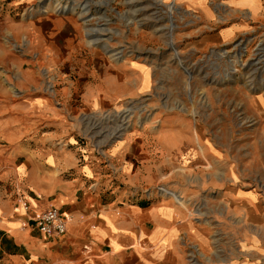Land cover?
<instances>
[{
    "label": "rangeland",
    "instance_id": "374dc122",
    "mask_svg": "<svg viewBox=\"0 0 264 264\" xmlns=\"http://www.w3.org/2000/svg\"><path fill=\"white\" fill-rule=\"evenodd\" d=\"M238 1L0 0V47L6 50L1 54L0 48V89L7 87L9 94L0 92V264H32L13 253L17 248L7 237L24 229L39 230L35 216L18 217L15 212L27 196L22 184L26 155L52 144L70 146L69 139L38 141L45 131L54 134V124L38 125L42 118L36 114L28 118L33 122L19 124L20 110L11 106L39 94L60 105L55 69L41 63L37 85L20 83L27 68L23 59L37 58V53L32 51L31 38L20 35L18 27L21 22L51 17L76 23L87 54L147 66L144 83L149 88L110 110L85 108L79 97H72L76 109L68 111V121L79 143L89 145L105 165L110 140L129 130L146 128L156 133L165 120L190 122L200 152L198 163L179 167L178 173L156 184L173 191L179 201L187 199L183 206L190 211V220L207 238L206 249L189 239V264H238L248 259L264 264L260 253L264 250V60L254 55L264 46V9L257 16L235 4ZM251 1L264 6V0ZM97 28L102 35L91 34ZM99 37L102 41L94 44L92 40ZM130 107L133 111L126 116ZM124 117L129 119L126 128L106 138L109 131L122 127ZM106 167L116 171L111 164ZM169 177L178 188L169 187L167 181L173 182ZM177 189L184 191L185 198ZM244 207L251 208V214Z\"/></svg>",
    "mask_w": 264,
    "mask_h": 264
},
{
    "label": "crops",
    "instance_id": "0c3cea01",
    "mask_svg": "<svg viewBox=\"0 0 264 264\" xmlns=\"http://www.w3.org/2000/svg\"><path fill=\"white\" fill-rule=\"evenodd\" d=\"M256 2L239 0L235 4L258 16L264 6ZM204 13L211 16L208 9ZM20 24L18 33L31 38L32 51L37 53V58L23 59L27 68L21 75V86L37 85L41 63L55 69L60 105L42 94L8 104L20 110L19 124L33 122L28 119L33 114L42 118L38 125L54 124V134L45 131L38 141L69 139L70 146L52 144L26 155L22 184L27 192L23 205L28 209L19 212L20 207H15L18 217H36L51 206L58 207L65 217V233L47 235L36 223L41 233L24 229L18 236L7 234L17 248L13 253L32 264H189V239L203 249L208 243L183 206L187 199L174 197L177 203L145 192L153 191L179 167L198 163L200 152L194 145L190 122L165 120L156 133L146 128L129 130L110 140L109 163L103 165L89 145L79 143L76 129L68 121V111L76 109L72 97H79L85 108L110 110L149 88L144 83L147 66L133 60L113 63L95 52L87 54L77 36L78 27L70 19L51 17ZM0 48L1 54H6L5 48ZM6 89L0 92L8 94ZM110 164L116 168L113 173L106 167ZM169 179L173 180L167 181L169 187L178 185L173 177ZM178 191L185 198L184 191ZM228 200L235 206L232 199ZM250 209L244 207V212L251 214ZM238 264L253 263L248 259Z\"/></svg>",
    "mask_w": 264,
    "mask_h": 264
},
{
    "label": "built area",
    "instance_id": "2783aa9c",
    "mask_svg": "<svg viewBox=\"0 0 264 264\" xmlns=\"http://www.w3.org/2000/svg\"><path fill=\"white\" fill-rule=\"evenodd\" d=\"M264 45V43H262ZM262 55L264 60V46H259L257 48V51L254 55ZM121 56H117L119 58ZM117 116V115H116ZM106 119V118H105ZM115 119V117H114ZM103 120V119H102ZM128 127V125H127ZM147 196H151V194H154L156 196L162 197L165 195L167 198L174 199L173 191L167 188L163 187H157L153 191H147L145 192ZM175 202H177L174 199ZM178 203V202H177ZM25 209H28V206L25 205ZM64 214L61 212V210L56 206L49 207L46 211L41 213L40 215L34 217V220L38 224V226L47 234V235H54V234H62L66 231V221ZM197 258V257H195ZM195 263V259L193 260Z\"/></svg>",
    "mask_w": 264,
    "mask_h": 264
},
{
    "label": "bare ground",
    "instance_id": "6f19581e",
    "mask_svg": "<svg viewBox=\"0 0 264 264\" xmlns=\"http://www.w3.org/2000/svg\"><path fill=\"white\" fill-rule=\"evenodd\" d=\"M88 8V4L87 3H85L84 4V7H83V9H87ZM57 9H59V8H57ZM67 9L68 8H66V10H65V8H64V10L63 11H67ZM93 31H95V32H93ZM93 33H91V34H97V35H99V34H101L102 35V33H101V28H97V29H93ZM90 33V32H89ZM93 42H94V44H98V43H100L101 41H102V38L101 37H99V38H96V39H94V40H92ZM126 116H130V112L132 113V111H133V108L132 107H130V108H127L126 109ZM123 115H125V114H121V115H118L119 117H121L122 116V118H123ZM119 120H121V119H119ZM121 121H123V124H121L122 125V127H118V128H116V129H114V130H111V131H109V133H107L106 134V136H112V135H117L118 133H121V131H123L125 128H126V124H128L127 122L129 121V119H127V118H125L124 117V119L123 120H121ZM117 127V126H116ZM22 211V212H24L25 211V206L24 205H21L20 206V209H19V211Z\"/></svg>",
    "mask_w": 264,
    "mask_h": 264
}]
</instances>
